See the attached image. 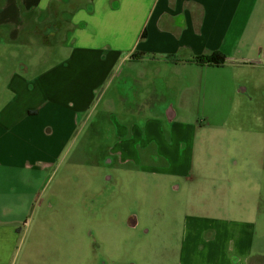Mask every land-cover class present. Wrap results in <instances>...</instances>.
<instances>
[{
    "label": "rangeland",
    "instance_id": "374dc122",
    "mask_svg": "<svg viewBox=\"0 0 264 264\" xmlns=\"http://www.w3.org/2000/svg\"><path fill=\"white\" fill-rule=\"evenodd\" d=\"M64 29L43 33L39 26L15 42H0V112L12 99L7 84L13 73L28 83L45 71L55 76L70 54ZM227 52L232 60L224 65H176L171 77L161 70L156 75L165 80H153L157 90L170 91L175 122L194 128L180 145L188 149L189 161H177L188 164L183 175L169 174L170 161L161 158L127 163L111 152L117 124H141L145 115L163 120L165 140L172 141L161 110H151L148 97L139 104L152 83L151 66L121 64L83 111L74 107L85 93L90 99L89 79L50 77L54 102L32 120L50 126L65 101L77 125L71 135L68 129L46 134V128L40 134V157L48 163L33 179V202L20 225L33 251L8 264H179L181 246L190 264H207L212 242H218V264H264V0L238 47ZM73 82L81 87L78 99L69 90ZM207 227L213 237L185 240Z\"/></svg>",
    "mask_w": 264,
    "mask_h": 264
},
{
    "label": "crops",
    "instance_id": "0c3cea01",
    "mask_svg": "<svg viewBox=\"0 0 264 264\" xmlns=\"http://www.w3.org/2000/svg\"><path fill=\"white\" fill-rule=\"evenodd\" d=\"M258 2L259 0H3L2 7L0 5V42H15L24 33H29L26 31L31 29L35 32L34 29L39 26H42L43 33L55 34L64 25L63 45L70 48V54L57 67L55 76L49 70L29 83L23 76L15 73L9 78L7 88L12 99L0 112V264H8L20 255L26 258L33 251L26 244L28 234L23 238L20 225L25 223L27 210L33 202V179L39 176L41 166L48 163L46 157H40V153L44 152L42 149H45L40 134L46 128V134H58L63 129H68L71 135L77 125L71 105L64 103L65 101H60L62 104L58 107L61 114L55 111L57 121L50 126H41L32 120L44 110L43 107L48 106L45 105L47 102H54L49 92L50 77L53 79L61 75L62 80L68 81L75 79V76L89 79L87 88L90 99L86 93L82 100L78 99L81 87L80 84L77 86V82L69 87L72 96H76L80 102L79 106L74 107L75 110L83 111L88 102L92 103L94 92L101 83L110 77L114 79L113 71L121 64L133 61L151 66L152 83L143 90L147 96H142L139 104L148 97L150 109L157 107L161 110L160 113L170 128L172 141L165 140L163 120L145 115L141 124L127 121L117 124V146L110 150L113 155H121L127 163L148 157L170 161L171 169L168 173L183 175L188 164L184 168L179 167L177 161L189 159L188 149H182L180 145L190 141L194 128L190 123L175 122L172 95L165 93L170 92L168 89L160 91L154 86L153 80L163 79L156 73L162 70L163 75L171 77L173 68L183 64L198 68L213 67L194 61L195 57L212 53L231 57L227 51L235 50L240 44ZM50 17L55 19L50 20ZM48 37L49 34L44 36L42 44H47ZM132 55L136 58H132ZM239 90L241 91L240 88ZM91 115L89 111V117ZM129 225H135L134 218ZM197 229L199 238L194 235L186 236L188 243L199 241L204 234L212 233L209 227ZM214 234L212 233V237ZM217 244L215 242L213 245L212 242L208 245L210 258L207 264H218ZM182 249L181 246L179 264H190V260L186 258L187 252L182 257ZM245 252L248 257L247 251Z\"/></svg>",
    "mask_w": 264,
    "mask_h": 264
},
{
    "label": "trees",
    "instance_id": "16d2710c",
    "mask_svg": "<svg viewBox=\"0 0 264 264\" xmlns=\"http://www.w3.org/2000/svg\"><path fill=\"white\" fill-rule=\"evenodd\" d=\"M132 58H136L135 55H132ZM232 58H227L221 53H212L208 56H198L194 58V61L198 64H203L207 66H221L225 63H228ZM242 64H247V62H242Z\"/></svg>",
    "mask_w": 264,
    "mask_h": 264
}]
</instances>
